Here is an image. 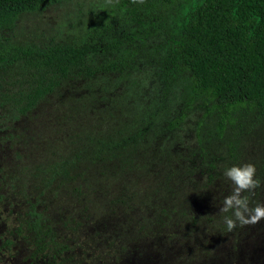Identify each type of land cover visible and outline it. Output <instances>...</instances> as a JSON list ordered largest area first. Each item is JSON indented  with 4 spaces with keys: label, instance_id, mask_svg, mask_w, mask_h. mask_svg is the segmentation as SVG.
Masks as SVG:
<instances>
[{
    "label": "rangeland",
    "instance_id": "obj_1",
    "mask_svg": "<svg viewBox=\"0 0 264 264\" xmlns=\"http://www.w3.org/2000/svg\"><path fill=\"white\" fill-rule=\"evenodd\" d=\"M163 2L170 5L62 0L22 13L5 35L18 45L80 43L94 26L111 24L120 36L139 26L143 6L162 13ZM190 83L150 65L74 77L0 132V264H264V220L229 232L228 213L219 211L233 190L226 168L251 162L264 182V120L232 110L220 136L224 112L205 98L190 100ZM134 133L138 145L124 168L87 157L102 141ZM76 153L82 158L69 176L46 185L51 168ZM242 195L251 207L264 203V184ZM35 202L56 231V249L44 257L28 227Z\"/></svg>",
    "mask_w": 264,
    "mask_h": 264
},
{
    "label": "trees",
    "instance_id": "obj_2",
    "mask_svg": "<svg viewBox=\"0 0 264 264\" xmlns=\"http://www.w3.org/2000/svg\"><path fill=\"white\" fill-rule=\"evenodd\" d=\"M60 1L0 0V132L13 128L66 80L133 71L140 65H150L165 78L188 75L190 100L205 98L212 103L210 110L224 112L218 120L220 136L232 110L264 120V0H195L188 5L167 0L170 5L161 3L163 14L146 4L137 20L139 26L131 33L117 36L111 24L96 25L80 43L18 45L5 35L16 27L22 13L44 10ZM152 38L158 40L152 42ZM181 119L172 120L169 127ZM137 145L134 133L102 141L87 157L94 163L124 168ZM229 145L231 150L235 147ZM80 157L76 153L54 165L45 184L51 185L60 174L69 176V168ZM38 204L31 203L28 227L37 256L44 257L56 249V231L46 209H39ZM44 264L63 263L49 260Z\"/></svg>",
    "mask_w": 264,
    "mask_h": 264
},
{
    "label": "clouds",
    "instance_id": "obj_3",
    "mask_svg": "<svg viewBox=\"0 0 264 264\" xmlns=\"http://www.w3.org/2000/svg\"><path fill=\"white\" fill-rule=\"evenodd\" d=\"M144 0H133V3H143ZM223 175L232 182V193L223 200V206L219 209L221 213H230L223 217L226 228L229 232L240 226L255 225L264 220V203L250 206L248 196L242 195L245 192L254 193L264 182L257 178L255 164L248 162L242 165H234L224 170Z\"/></svg>",
    "mask_w": 264,
    "mask_h": 264
}]
</instances>
